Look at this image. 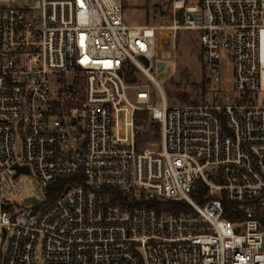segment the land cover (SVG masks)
Segmentation results:
<instances>
[{
	"label": "built area",
	"instance_id": "2783aa9c",
	"mask_svg": "<svg viewBox=\"0 0 264 264\" xmlns=\"http://www.w3.org/2000/svg\"><path fill=\"white\" fill-rule=\"evenodd\" d=\"M188 1H171L170 25L130 26L123 0H0V175L78 180L47 208L0 198V264H36L37 246L45 264H264V0ZM177 29L201 32L209 80L203 101L170 106L150 65L158 32ZM139 111L160 126L158 145L139 146ZM223 199L242 219L226 218Z\"/></svg>",
	"mask_w": 264,
	"mask_h": 264
},
{
	"label": "rangeland",
	"instance_id": "374dc122",
	"mask_svg": "<svg viewBox=\"0 0 264 264\" xmlns=\"http://www.w3.org/2000/svg\"><path fill=\"white\" fill-rule=\"evenodd\" d=\"M34 0H15L8 7H26ZM172 0H123L122 16L127 25H170L173 16L170 10ZM196 0H189L195 4ZM160 12H157V10ZM198 30H163L156 38L155 56L151 61V74L165 90L168 105H184L192 101H203L200 84L207 85L209 78L204 75L202 46ZM220 77L227 91L231 90L233 80L232 58L222 52L219 60ZM136 83L148 85L155 103L160 98L154 84L140 72L135 73ZM211 85V84H209ZM173 92V93H171ZM156 130V135L150 131ZM136 131L141 148L148 147V142L160 143V126L151 127L148 115L137 112ZM14 149L21 152V140L15 139ZM47 188H44L33 171L20 173L15 179L7 174L0 175V198L14 210L38 206L46 200ZM193 198V197H192ZM193 200L197 202L194 198ZM36 264H45L40 246L35 249Z\"/></svg>",
	"mask_w": 264,
	"mask_h": 264
},
{
	"label": "trees",
	"instance_id": "16d2710c",
	"mask_svg": "<svg viewBox=\"0 0 264 264\" xmlns=\"http://www.w3.org/2000/svg\"><path fill=\"white\" fill-rule=\"evenodd\" d=\"M178 18L179 19L181 18V14H178ZM133 78H134V72L132 70H129L126 74L127 82L131 83ZM200 86L202 89L201 90L202 94L204 95L207 90V85L206 83L205 84L201 83ZM75 181L78 180L73 176H63L59 178L55 184L47 187L48 191L46 193V200L42 203V208H47L53 205L56 199L64 193L66 188L68 186H72L73 182ZM192 197L199 204H204L210 198L209 196H207V187L202 181H199L196 184L192 192ZM113 204H120L123 206L124 205L123 197L119 195L118 198L113 201ZM147 205L159 211L164 210L173 214L190 212L192 210V208L188 204L180 201H165V202L149 201L147 202ZM223 205H224L226 218L232 221L242 219L243 214L238 211H234V208L236 207L235 204L230 203L225 199H223ZM261 220L264 224V215L261 217Z\"/></svg>",
	"mask_w": 264,
	"mask_h": 264
},
{
	"label": "water",
	"instance_id": "95a60500",
	"mask_svg": "<svg viewBox=\"0 0 264 264\" xmlns=\"http://www.w3.org/2000/svg\"><path fill=\"white\" fill-rule=\"evenodd\" d=\"M142 60L144 61V63H145L146 65H148V61H147L146 59L142 58ZM171 93H173V92H171ZM19 171H20V172L27 173V172H28V169H27L26 167H20V168H19Z\"/></svg>",
	"mask_w": 264,
	"mask_h": 264
}]
</instances>
